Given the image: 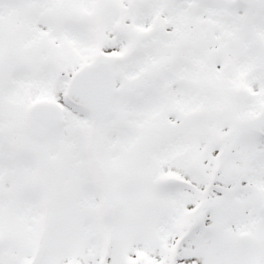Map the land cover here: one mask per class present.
Instances as JSON below:
<instances>
[{"label": "snow or ice", "instance_id": "obj_1", "mask_svg": "<svg viewBox=\"0 0 264 264\" xmlns=\"http://www.w3.org/2000/svg\"><path fill=\"white\" fill-rule=\"evenodd\" d=\"M0 264H264V0H0Z\"/></svg>", "mask_w": 264, "mask_h": 264}]
</instances>
